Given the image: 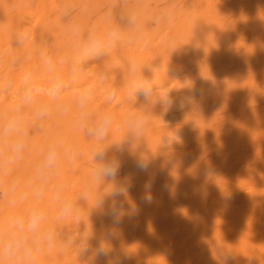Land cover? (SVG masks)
I'll list each match as a JSON object with an SVG mask.
<instances>
[{
  "label": "rangeland",
  "instance_id": "374dc122",
  "mask_svg": "<svg viewBox=\"0 0 264 264\" xmlns=\"http://www.w3.org/2000/svg\"><path fill=\"white\" fill-rule=\"evenodd\" d=\"M229 2L230 4L239 2L243 8L251 4V2L252 4H261L259 10L262 12L264 11V0H0V22L8 18L10 21L13 20L11 17L17 14L19 10L18 7L28 11V13H24L23 10L24 15H20L18 19L20 21L19 30L15 28L16 21L12 22L10 25L3 24L0 27V65L6 66V69H9V78L19 76V73L24 74L36 70H39L40 75L51 77L52 74L46 70L43 63L46 56H51L56 65L55 74L66 80L71 79L73 67L72 58L73 56L75 57L81 41L71 36L68 28L69 24L76 22L84 32H86L90 26L94 25L103 32L113 27L121 15L128 13L134 14L137 18V23L131 29H124V41L116 48L112 49L109 56L105 58L102 63L89 61L83 69L78 70L83 80L79 81L80 83L77 85L71 84L66 90L67 93L65 91V94L71 96L75 94V90L79 89V87L85 88L89 86L93 95L97 98L96 100L99 99V101H101H95L96 104L93 102L95 105H91L93 104L91 103L89 112L93 116L105 112L112 114L114 124L110 131L108 143H120L119 145H112L109 150L110 155L116 156L121 162L120 173L117 177V184L119 186L135 194L148 190L149 186H152L157 190L160 189L159 191H163L166 197L169 195L178 197L177 200L184 205H191L194 209L199 210L200 213H204L203 206L197 202L199 201L197 197L191 196L190 198L187 194L185 195L183 193L186 189V181L191 179V174H188V172L184 173V171L180 169L175 162L176 157L183 160L185 168L191 167V169L197 168L195 166L205 161L210 166L212 165L211 167L215 169L218 176L228 171L224 168L231 167L229 174L235 179L253 177L250 168L252 169L253 164L260 160L259 157H262L261 160L264 161V152H259L252 158H245V156H242L244 157L243 159L239 157L238 151L244 149L248 153L253 149L254 142L251 140L246 141V137L243 134L237 143H233L236 132H229L231 129L229 124L221 123L227 118V116L224 117L226 115L225 113L229 114L241 105L250 108L259 106L261 102L256 100V98L264 92L263 83H260L257 78H254L255 81H253V77L250 75V72L254 69L263 68L264 20L261 21L258 19L257 12H255L252 14L250 25H245L246 23L241 20L239 24H237L240 33L238 29L234 31L233 29L237 25L229 21V18H231V14L236 10L232 9L229 11L224 9L225 4ZM66 9L71 10L70 16H65L64 13ZM43 12L44 14H42ZM246 12L247 11H244V14H246ZM108 13H111L110 18L107 15ZM41 15L42 18L51 16L50 19L52 18L57 21L52 24L51 30L44 34L43 37V31L40 30V23H35V19ZM16 16L18 17V15ZM184 31L185 33L183 34ZM250 31L251 34L249 35ZM19 32L20 34H26V39L22 45L17 44L16 36H18ZM187 32L188 35H186ZM237 32L239 34L234 35ZM179 33L183 37L186 36L187 40L179 35ZM242 42H244V44ZM158 43L159 45L156 46ZM158 46H161L160 49ZM136 49L138 50L135 51ZM145 49H147V51ZM140 51L144 54L137 55ZM153 54L155 55L153 56ZM241 54H243L245 59H238ZM158 55L160 57H158ZM128 56L130 57L128 58ZM125 58L133 59V62L135 64L137 63V67H140L137 68L139 71L137 70L134 77L129 74V71L126 72L128 69L125 65L127 63V59ZM141 58H145L143 60L150 63L151 67L156 70H164L169 66L167 68L168 78L167 82L164 83L165 86L153 87L161 99L166 97L167 94L169 97L172 95L176 97L175 104L171 107H166L159 100L154 105L150 104L140 94H138L135 103L129 101L128 83H130L132 79H139L143 76V69H141V65L138 64ZM156 59H158L159 63ZM135 60H138V62ZM96 70L100 71V73ZM114 71H116V73ZM105 72L107 75L106 79L101 81L98 75L102 73L105 74ZM124 73L127 74L126 77H124L126 75ZM95 75L98 77H95ZM117 76L119 77V81ZM93 77H95L96 80L98 79L97 82L92 79ZM92 80L95 82L93 83ZM116 80L118 82H116ZM48 82L44 83L43 81L38 85L41 88L40 93L43 95H46L45 89L47 88ZM171 83L172 88H169ZM42 87H44V89ZM23 88V86L17 87V97H21ZM2 89L7 97H11L10 91H12V89L9 88V86H3ZM42 89L44 91H42ZM111 90H115L116 95L109 101L107 96ZM181 99L184 100L183 106H180L178 103ZM155 100L156 96L154 95L151 98V102L154 103ZM20 115L22 117V127L29 133V136L32 137L35 132L40 131L51 132L49 135L46 134L47 136H45V138H42V146L39 151L35 152L33 156L31 155L32 157L29 155V159L31 160L30 166L28 165L27 167L29 174L32 173L31 175H34V169L40 163L43 152L51 142L63 139L62 141L66 145H72L77 148L79 155L74 163L79 174V176H77V183L75 182V184L72 177L69 176L74 165L67 160H62V166H60L57 172L52 176L55 179L61 176L66 180L63 191L56 186V190L54 189L53 193L51 192L52 195H55L57 198V205L60 208L62 205L61 203L67 201L72 204L73 208L67 217L61 216L60 214L59 218L56 219L57 221L54 220L51 224L53 229L56 230L54 231L56 236L69 239L76 244L87 240L95 242L99 235V230L97 229L98 215H105V218L109 219V217L106 216L107 209L113 205V201H111V199H105L106 193L109 191V189H107L109 182L107 181L98 186L96 182L90 179L85 183L82 182L80 185L83 180V173L92 174L97 166L92 160V151L95 148L94 142L89 140L84 132L76 126L77 114L75 105L72 106V111L66 115H58L54 111L51 117L41 121L42 123L38 120H33V108L20 111ZM137 115L143 116L146 122L143 132L133 143H128L126 141L122 142L127 135V120ZM7 117L8 115L6 113H0V121L6 120ZM30 132H32V134ZM231 133L234 135L232 136ZM227 137H230L231 140L227 139ZM202 149L205 151H201ZM217 149L219 150L217 151ZM237 159L240 161V164ZM140 160L146 164V169L143 171L136 167L137 161ZM22 163H24V161ZM64 168L67 169L64 171ZM84 168L85 170L87 169L86 171H88V173ZM199 168L200 166H198V169ZM202 174L205 179L212 180L214 177L211 174L207 175L203 172ZM81 178L82 180H79ZM86 184L88 186H86ZM94 184L96 187L95 190ZM82 185H85V188L82 187ZM79 186L83 189L80 190L81 188ZM230 187L229 185L228 188ZM97 192L104 193L105 203L101 208L95 207L96 200L94 199H96ZM47 193H50V190L47 191ZM87 193L88 195L91 193L89 195L90 198L86 195ZM179 193L182 194V196H177ZM44 203H46V201H44ZM243 205V202L239 199L233 200L234 207ZM74 220H76V224ZM80 227L87 229L86 239L80 234ZM77 228H79V230Z\"/></svg>",
  "mask_w": 264,
  "mask_h": 264
},
{
  "label": "bare ground",
  "instance_id": "6f19581e",
  "mask_svg": "<svg viewBox=\"0 0 264 264\" xmlns=\"http://www.w3.org/2000/svg\"><path fill=\"white\" fill-rule=\"evenodd\" d=\"M252 2L245 8H243L239 2H235V4H230V2L225 4L224 9L229 10V11H231L232 9L236 10L233 14H231V18H229V21H232L237 25L239 24V21L243 20L246 23L245 25H250L251 20H252V14H254L255 12H257L258 19H260L261 21L264 20V11L262 12L259 10L261 4H256V3L252 4ZM18 9L19 10L17 11V14H16L18 15V17L16 15H13L11 17L13 18V20L10 21V19L8 18L5 21L0 22V27L3 24L10 25L12 22L16 21L15 28L19 30L20 21L18 19L20 15L21 16L24 15L23 10H24V13H28V11H26V9H22L21 7H18ZM244 11H247L246 14H244ZM42 14H44V12ZM50 17L46 16L45 18H42V15H41L35 19L36 22L34 21L35 23H40V30L43 31L42 37L44 36V34H46L48 31L51 30L52 24L57 22L56 20L52 18L50 19ZM214 19L217 20L216 18ZM259 23H263V22H259ZM220 27H221V24H220ZM238 28L239 27L237 25L236 27H234L233 30L236 31ZM10 31H13V30H10ZM238 32L240 33L239 29H238ZM238 32L234 35L239 34ZM184 33L185 31L183 32V34ZM250 34H251V31L249 35ZM179 35L181 34L179 33ZM186 35H188V32L186 33ZM183 38L184 39L186 38L187 40L186 36ZM0 42H1V39H0ZM242 43L244 44V42ZM157 45H159V43L156 44V46ZM0 46H1V43H0ZM137 50L138 49H136L135 51ZM145 50L147 51V49ZM140 52L137 53V55L139 54L141 55L143 53V52L141 53ZM221 52H224V51H221ZM158 54L160 55L159 52ZM154 55L155 54H153V56ZM159 55L158 57H160ZM129 57L130 56H128V58ZM166 57L164 58L167 59ZM72 59L74 60V56ZM143 59L141 58L138 64H140L141 69H143L142 75L144 76V78L149 81H152V83L154 84L153 86H157V87L163 86L164 83L167 82V78H168L167 68L169 66L164 70H162L161 68H160L161 70H156L155 68L151 67L150 63H148L147 61ZM158 59H156L157 62H158ZM238 59L243 60L245 58L243 54H241ZM126 61L127 63L125 65L127 66V69H128V64L130 62L132 63L134 62H133V59L131 58L127 59ZM136 62H138V60ZM121 65H122V62H121ZM170 67H174V66H170ZM137 70L139 71V69ZM97 72L100 73V71H97ZM114 72L116 73V71ZM126 72H128V70H126ZM8 73H9V69L8 68L6 69V66L0 65V113L4 112L9 117L15 114V110L17 108H20V111H25V110L31 109V107H21L20 105L21 97L19 98L16 95L17 87L19 86L24 87L23 78L27 72L24 74L19 73V76H16L14 78H9ZM28 74H31L33 81L37 86L40 85L41 82L43 81L44 83L48 82L50 79V77L46 75H40L39 70L29 72ZM96 75L95 77L100 76V74L98 76ZM247 75H246V78H247ZM250 75L253 77V81H255L254 78H257L259 79V82L263 83L264 85V64H263L262 69L256 68L252 72H250ZM126 76L127 74L124 77ZM95 77H93L92 79L96 80ZM117 79L119 81V77ZM81 80H83V78H81V73L78 71L76 74L75 82L71 84L77 85L78 83H80L79 81ZM94 80H92L93 83L95 82ZM118 81L116 80V82ZM172 83L170 84L171 86L169 88H172ZM6 85L7 87L9 86V88L12 89V91H10L11 97H7L4 94V90L2 89V87ZM44 87L42 88L44 89ZM87 88L90 89L89 86ZM261 88H260V91H261ZM43 89L42 91H44ZM79 89H82V87L81 88L79 87ZM79 89L77 90L74 89L75 94L71 96H67L64 93L63 98L60 102L65 103V104H70L71 106L75 105V101H76V97H77ZM166 92H167V89H166ZM170 98L174 102L172 105H174L176 101V97L175 96L173 97L172 95L170 96ZM96 99L97 98L93 95V100L91 101V103L94 102L96 104L95 101H99V99L98 100ZM256 100L261 102L259 106L250 108L245 105H241L240 103L241 106H239V108H236L235 111L229 114L225 113L226 115L224 117L227 116V118L226 120L221 122L223 124H229L231 128L229 132H236L233 143H237L243 134L246 137V141L251 140L254 142L253 149H251L248 153L244 149L239 150L238 151L239 157L245 156V158H252L255 156V154L259 152H262V153L264 152V92L262 93V95L260 94V96L257 97ZM36 102L46 103L48 102V97L46 95H43L42 93H39L36 96ZM94 103L91 105H95ZM91 105H89L90 108H91ZM219 129H222V128H219ZM30 133L32 134V132ZM49 133L51 132H41V131L35 132L34 136L32 137L29 136V133H28V138L26 141V148L24 150L25 152H23L22 157L20 159H18L15 163L11 165L7 164V159L9 155V145L12 143L15 137H6V136L0 137V244H2L3 242H6L10 236V233H11V229L9 225L10 219L16 216L26 214L33 207H39L40 209L43 210L45 214V220L42 226L43 230L56 231L53 229L51 223L54 220L59 218V215H60L59 209L61 207L59 208V206L57 205V198L55 195H52V193L56 186L60 190L63 191L65 188L66 180L64 177H61V176L57 179H55L54 177H51L49 182L45 186L43 197L37 200L32 196V186L34 184V175H31L32 173L29 174V171L27 169L28 165L31 163V160L29 159V155L33 156L35 152L39 151V149L42 146V141H41L42 138L43 137L45 138V136H47L46 134L49 135ZM231 135L233 136L234 134L231 133ZM227 139L231 140L230 137H227ZM216 144H219V143H216ZM201 146H204V145H201ZM218 146H221V145H218ZM218 150L219 149H217V151ZM201 151H205V150L202 149ZM167 156H170V155H167ZM242 158L244 159V157ZM259 158L260 160H258L257 162L253 164L252 169L250 168V172L253 174V177L235 179L231 174H229L231 167L224 168L228 171L225 174H221L218 176L215 172V169L211 167L212 165L210 166L205 161L202 164H198V166H200L199 169H198V166H195L197 168L191 169V167L189 166H188L189 168H185L183 164V160H181L179 157L178 158L176 157L175 162L180 167V169L183 170L184 173L188 172V174H191V179L189 181H186L187 182L186 189L183 191V193L185 195L187 194L190 198L191 196L197 197V200H199L197 202H199L203 206L204 213H200L199 210L194 209L193 207H191V205H184L179 200H177L178 197H175L172 195H169L168 197H166L163 191H159L160 189L157 190L156 188L152 186H149L148 190H144L136 194L127 189L123 194L119 196H112L110 193H106L105 199L106 200L111 199V201H113V204H115L119 214L116 217H111L107 214L106 216H108L109 219H106L105 215L104 216L98 215L99 217L97 220V223H98L97 229L99 230V233H98L99 235L97 236V240L95 242H91L87 240V241H83L81 243L76 244L75 242L69 239L56 236L55 241L52 244V246H48L46 243L41 244L39 247L32 245V252L30 255H26L23 252L17 255H14L12 257H9L8 255H2L0 256V264H264V161L261 160L262 157H259ZM23 161L24 163H22ZM61 164H63V162ZM239 164H240V161H239ZM245 168H248V167H245ZM65 169L67 168H64V171ZM86 172L88 173V171ZM202 172L206 173L207 175L209 174L213 175L214 176L213 179L212 180L205 179L203 177ZM66 173H63V174H66ZM69 176L72 177V179L74 180V183L78 180L77 176H79V174H78V169L76 168L75 165L74 167H72ZM90 179H91V174L83 173V180L82 178L79 179V180H82L80 185L82 184V182L85 183L87 180L89 181ZM13 182H18L15 191L12 190ZM229 185L231 186L230 188H228ZM84 186L82 185V187ZM86 186L88 185L86 184ZM95 188L96 187L94 184V190ZM82 189L83 188H81L80 190ZM49 190H50V193H47V191ZM86 195H88V193ZM89 195H88V198H90ZM177 196H182V194L179 193L177 194ZM22 197H25V198H22ZM235 199H239L241 202H243L244 205L234 207L233 200ZM44 201H46V203H44ZM85 208L87 207L85 206ZM75 221L76 220H74V223ZM77 229L79 230V228ZM80 234L83 236L84 239H86L87 229L80 227ZM30 240H31V237H30Z\"/></svg>",
  "mask_w": 264,
  "mask_h": 264
},
{
  "label": "clouds",
  "instance_id": "9594fccd",
  "mask_svg": "<svg viewBox=\"0 0 264 264\" xmlns=\"http://www.w3.org/2000/svg\"><path fill=\"white\" fill-rule=\"evenodd\" d=\"M65 16L71 15V10H65ZM110 18L111 13L107 14ZM137 23V18L134 14H123L119 17L117 23L107 31H100L96 26H90L84 32L79 24L70 23L68 28L71 36L81 41L80 47L74 57L71 79H65L56 75V65L51 56H46L43 60L46 70L52 74L47 88L45 89L48 97V102L37 103L36 96L41 92V88L37 86L31 74L26 73L23 78V92L20 99L21 107L33 108V119L43 121L48 119L53 114V111L58 115H66L72 111L70 104L61 103L65 91L71 83L75 82L78 70L84 68L89 61L102 63L110 54V51L121 44L124 39V29H131ZM26 39V34H18L17 44L22 45ZM129 74L135 75L137 65L130 62L128 64ZM100 80L106 79V74H100ZM152 81L141 76L139 79H132L128 85V99L131 103H135L138 94L142 95L150 104H155L158 100L166 107H171L174 103L167 94L161 99L154 90ZM116 95L115 90L108 93L107 99L110 101ZM156 96L155 102H151V98ZM93 100V92L91 89H79L76 101L75 110L77 114L76 126L84 132L86 137L93 141L95 148L92 151V160L97 166L92 174L91 179L99 185L104 182H109L107 189L112 196H119L126 191V188L117 184V177L120 173L121 162L114 156L110 155L112 145L109 144L110 131L114 124V119L111 113L105 112L93 116L89 112V105ZM180 106H183L184 100L178 101ZM143 116L137 115L129 118L126 122L127 135L122 141L128 143L135 142L145 127ZM15 137L9 145V155L7 164L11 165L22 157L26 148L28 132L22 127V117L20 108L15 110V114L0 121V137ZM78 150L75 146L66 145L62 140L51 142L43 152L40 163L34 170V184L32 186V196L39 200L43 197L45 186L50 178L57 172L61 166L62 160H67L70 163H75L78 158ZM136 167L140 170L146 169V164L140 160L137 161ZM18 182H13L12 190L15 191ZM25 198V197H22ZM86 198V197H83ZM104 193L96 194L95 207L101 208L104 206ZM72 210L70 202H63L60 208L61 216H67ZM107 214L111 217H116L119 213L113 204L107 209ZM45 220V214L39 207H33L26 214L16 216L10 219L9 225L11 229L10 236L6 242L0 244V256L8 255L12 257L23 252L30 255L32 245L39 247L41 244L52 246L55 241L56 234L52 230H43L42 226ZM118 222V221H117ZM31 237V240H30Z\"/></svg>",
  "mask_w": 264,
  "mask_h": 264
}]
</instances>
